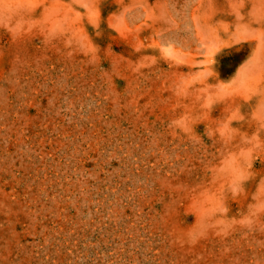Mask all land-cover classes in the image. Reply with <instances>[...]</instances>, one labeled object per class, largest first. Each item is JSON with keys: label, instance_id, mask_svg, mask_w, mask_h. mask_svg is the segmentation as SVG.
<instances>
[{"label": "rangeland", "instance_id": "rangeland-1", "mask_svg": "<svg viewBox=\"0 0 264 264\" xmlns=\"http://www.w3.org/2000/svg\"><path fill=\"white\" fill-rule=\"evenodd\" d=\"M0 264H264V0H0Z\"/></svg>", "mask_w": 264, "mask_h": 264}]
</instances>
